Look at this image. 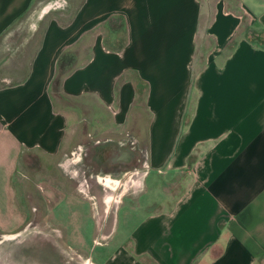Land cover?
<instances>
[{"label":"crops","instance_id":"crops-1","mask_svg":"<svg viewBox=\"0 0 264 264\" xmlns=\"http://www.w3.org/2000/svg\"><path fill=\"white\" fill-rule=\"evenodd\" d=\"M237 2L249 30L217 5L202 35L213 42L204 60L202 0H83L65 22L47 19L25 75L0 88V225L12 222L23 152L62 159L86 146L93 170H135L133 178L140 156L119 142L129 135L145 154L142 189L115 211L103 243L114 253L85 256L94 264H264V0ZM46 4L0 0V36L28 9L38 7L31 20L44 19L54 11ZM65 51L75 67L56 92ZM57 94L79 102L57 108ZM68 196L80 198L61 199Z\"/></svg>","mask_w":264,"mask_h":264},{"label":"rangeland","instance_id":"rangeland-1","mask_svg":"<svg viewBox=\"0 0 264 264\" xmlns=\"http://www.w3.org/2000/svg\"><path fill=\"white\" fill-rule=\"evenodd\" d=\"M44 1L47 2L44 7L53 8L54 11H50L41 21L36 22L32 17L28 22L17 24L0 43V87L15 83L25 75L47 19L56 17L65 22L80 0ZM202 1L205 15L198 37V58L201 55L203 59L213 45L211 39L202 37L203 31L216 12L217 5L241 17L240 31L244 34L250 28V19L237 0ZM25 36L29 46L23 53L26 41L23 44L20 41ZM89 41L90 35L85 37L82 45L86 48ZM139 100L142 102L143 98ZM78 102L58 94L54 100L57 108ZM142 119L145 121V116ZM84 127L83 124L79 126L81 136ZM119 142L123 146L135 148L140 156L136 168L138 173L134 175L137 179L129 176L135 170L123 172L127 174L121 176L103 174L104 169V172L93 170L87 161L86 146L75 145L73 152L62 159L51 158L38 150L23 152L12 178V222L9 227L7 224L0 225V264H94L85 254L95 258L100 250L105 249L107 256L114 253L112 247L103 248L104 240L112 228L110 223L121 198L135 196L142 189L141 176L146 168L145 154L135 139L126 135ZM99 179H108L109 186L103 185ZM66 194L77 195L85 202L78 197L61 199ZM5 195L6 191L0 189V198ZM127 201L124 199V202ZM118 215L121 217V213ZM116 226L119 236L122 233L121 222ZM79 239L82 246L75 243Z\"/></svg>","mask_w":264,"mask_h":264},{"label":"trees","instance_id":"trees-1","mask_svg":"<svg viewBox=\"0 0 264 264\" xmlns=\"http://www.w3.org/2000/svg\"><path fill=\"white\" fill-rule=\"evenodd\" d=\"M83 4V0H80L76 11H78V9L81 7V5ZM38 9V7L36 8H31L28 9L23 15H21L19 17V19L16 21V25L19 23H24V22H28L30 21V17L33 14V12ZM15 25V26H16ZM14 27H11V29L9 28V30H7L6 33H3L0 36V43L2 42V40L4 39V37H6L9 33H11L13 31ZM27 41L28 38L25 36L22 38V40L20 41V43L23 44V41ZM75 67V56L70 52V51H65L63 53H61V55L59 56L58 60H57V69H56V73L54 76V90L56 92L60 91V85H61V80L64 76L68 75L69 73H71V71H73ZM5 84H3L4 86ZM3 86H1L0 88H2Z\"/></svg>","mask_w":264,"mask_h":264}]
</instances>
